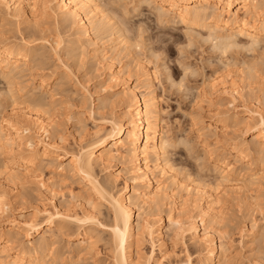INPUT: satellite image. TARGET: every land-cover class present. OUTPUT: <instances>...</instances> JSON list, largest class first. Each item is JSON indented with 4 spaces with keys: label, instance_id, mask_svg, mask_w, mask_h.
Returning <instances> with one entry per match:
<instances>
[{
    "label": "bare ground",
    "instance_id": "1",
    "mask_svg": "<svg viewBox=\"0 0 264 264\" xmlns=\"http://www.w3.org/2000/svg\"><path fill=\"white\" fill-rule=\"evenodd\" d=\"M137 3V6L146 5L152 11L155 17L152 22L161 30L166 24L172 27L182 24L190 40L201 38V42L205 43L212 33L234 40L236 47L230 48L227 54L217 51L225 66L231 65L233 61L228 57L229 52L234 50L232 53H235L241 49L254 52L264 42V0H137ZM108 4L105 0H0V20L15 24L19 32L18 37L8 38L0 28V109H9L12 112L11 117L9 115L8 118H0V217H6L8 221L6 227L0 229V264H86L90 260H95V264H102V259H99L101 243L110 264H149L154 259L156 246L161 249L167 244V239L176 242L179 238H188L193 246L200 249L194 264H237L228 248L227 237L231 233L227 228L229 225L221 223V214L217 211L211 194L216 186L201 184L200 180L198 182L192 178L190 188L182 186V182L178 181L180 173L175 167L180 166L182 159L171 163L172 157L169 158L168 149L175 147L177 142H173L165 131L166 122H163L165 119H162V110L153 87L154 72L147 71L140 64L142 60L139 63L137 57L134 58L137 46L142 48V45L130 42L134 32L131 31L132 27L131 30L128 27L131 24L128 25L125 17L123 18V12L120 16ZM150 22L146 25L143 22L146 26L143 32L157 29ZM140 23L142 24L141 21ZM142 25L140 27L139 24L140 31ZM60 28L69 31L67 46L62 49L61 41L54 42L55 47L49 44L59 59L62 52L67 58L76 59L93 46L89 53L97 60V65L108 60L105 67L109 83H116L114 87L121 85L120 91L113 90L112 86L109 95L98 97L96 103L84 96L81 99L83 104L88 101L90 104L87 103L89 106L85 107V112L94 116L115 106L124 110L122 116L112 114L108 118L102 117L103 124L96 125L91 131L86 130L85 123L78 116H68L73 128L82 134V141H78L77 149L70 151L66 167L60 163L66 159V149L61 147L65 143L64 124L59 116L58 119L53 116L58 110V100L55 98L57 95L49 87L46 78L37 74L36 69L46 58L41 50L47 48V44L45 46L43 43H35L40 39L45 42L47 37L52 38L50 33H60ZM25 33H28L27 37ZM163 33L161 34L164 38L173 40L174 34ZM32 35L40 38L34 43L31 39L36 36L33 38ZM154 37L157 39L158 34ZM49 39L47 42H50ZM104 39L112 44L119 40V47L127 52L129 59L134 60L136 71L139 69L142 72L133 85L129 84L130 77L126 76L123 67L115 68L113 55L106 57L109 53L117 55L121 51L117 50L118 45L107 46L100 51L99 42ZM158 39L161 40V37ZM163 40L165 43L170 42L168 39ZM141 41L144 42L143 39ZM190 43L188 45H192V40ZM251 75L249 74V79H252ZM37 76L40 77L38 83L30 85L28 81H34ZM212 111L207 117L196 111L191 112L190 128L192 126L195 129V139L203 144L205 153L216 162L215 167L208 170L215 175L216 185H234L230 175L236 172L237 162L247 166L246 168L257 163L259 167L264 166V129L256 132L252 140L246 143L241 134L231 131L240 125L236 114ZM253 114L254 111L248 110L247 115L250 118L254 117ZM262 117L264 116L259 114V119L257 118L261 125ZM212 140L215 144L226 142L230 152L227 155H216ZM189 142L188 138H181L177 145L187 146ZM187 147L189 154L196 155L192 153L191 146ZM55 151L58 154L51 157L49 154ZM52 159L60 163L54 168L61 172L59 175L55 172L58 176L62 175L66 179L68 176L70 179L77 177L85 183L86 189H79L76 193L71 191L72 196L79 202V213H69L70 210L66 212L67 208L61 211L54 207L51 212L36 209L30 217L23 214L14 217L11 213L12 205L18 203V200L25 201L30 198L18 194L19 187L35 182L42 189L47 188L48 183L53 191L67 189V181L53 178L47 181L42 177V169L48 167L46 162ZM198 159L197 156V161L203 160ZM114 163L123 166L122 171L126 174L125 178L122 177L124 179L121 187L116 185L120 173L115 175L106 172L110 171ZM156 172L166 178L168 186H181V190L189 196L195 192L199 196L198 200L203 202L189 200L181 195L178 204L175 190L164 186L160 181L157 182V177H154ZM198 175L197 179L200 178V174ZM259 176L251 175L253 183L261 182L263 177ZM187 178H191V175ZM153 181L157 182L156 185ZM238 185L235 186L240 189ZM167 188L172 190L168 192ZM53 191L50 192L53 194ZM189 203L194 206L196 217L200 218L199 223L188 217L184 210ZM164 213L165 222L162 217ZM66 235L69 240L67 247H64L58 238ZM20 237L25 239L23 243L19 240ZM260 238L258 220L253 218L249 229L243 235L242 248L252 255L253 245ZM145 241L152 245L149 255L142 253L141 247ZM69 243L73 246H69ZM189 256L183 259L176 257L173 264H193L192 257Z\"/></svg>",
    "mask_w": 264,
    "mask_h": 264
},
{
    "label": "rangeland",
    "instance_id": "2",
    "mask_svg": "<svg viewBox=\"0 0 264 264\" xmlns=\"http://www.w3.org/2000/svg\"><path fill=\"white\" fill-rule=\"evenodd\" d=\"M105 1L107 4L110 3L108 4L109 7L111 6L115 10H117L118 11L117 13H119L120 16L123 15V18L125 17V20H127L128 25L129 23L131 24L128 27L129 29L132 27L133 30L131 29L130 30L134 32L132 33L133 36L131 35L132 40L130 39L131 40L130 42L134 41L135 44L142 45V48H140L141 46H137L138 50L135 54L136 55L138 54V56L134 54V51L132 54H134V58L137 57L136 60H139L138 61L139 63L142 60L140 63L142 67L146 68L147 71L150 70L149 71L150 73L154 72L153 74L155 76H153L154 77L153 87L155 90V95L158 97L160 108L162 110V119L163 120L165 119L163 122H166L164 123L165 131L169 133L168 136L171 138L173 142L178 143V140H180L181 138L182 139L188 138L190 140L188 145L191 146L192 150L194 151V152L192 151V153L194 154L196 153V155L189 154L187 149L188 145L187 146L180 145L179 147L177 143L175 147L168 149V154L170 152L169 158L172 157L171 163H174V160L177 161L179 159H182L180 166L176 165L175 167L176 170L178 169L179 171L178 170L177 171L180 173L178 177L179 183L182 182L181 185L184 187L185 186L190 187L192 186L190 184H191V179L193 178L192 180L195 179L198 180V182L200 180L201 184H205V185L210 184L212 186H216L215 189L211 191V194L216 202L215 205L217 207L216 209L221 214L219 216L221 218L220 220L221 223L222 224L225 223L227 224V226L229 225V227L227 228L230 230L229 232L231 233L227 237L228 238L227 242H228V248L234 259L233 260L234 263L253 264L255 262L258 264H264V180H263L264 166L259 167L257 163L256 165L250 168H246L247 166L244 167L243 164L237 162L235 164L236 172L233 175H230V180L232 179V182L234 181L233 182L234 185L231 183L229 185L223 184L220 187L217 186L216 185L217 183L215 181V175L212 173L210 174L208 172V170L215 167L216 162L214 159H212V157L209 154L205 153V150H203L205 149L203 144L195 139V129L192 128V126L190 128L191 121L189 118L191 112H195V111L201 113L205 117L210 116L211 114L210 111L212 110H213L212 112L219 111L224 113L227 112L231 114L232 113L236 114L238 118L237 121L240 123V125H238V127L235 128L236 130L232 128L231 131H235L234 132L235 134L236 133L239 135L241 134L240 136L242 137L243 140H245L246 143L252 140L253 135L256 132L260 131L261 129H264L261 127V124L258 120L259 114H262L264 116V42H262L260 44L261 46L259 45V48L257 47L254 52L249 51L247 49L246 51L241 49L239 50V52L235 51V53H232L234 52V50L229 52L228 53L229 56L228 55L227 56L231 58L233 61L231 65L225 66L224 63H222V58L219 52L217 53L214 52L212 50L211 44L206 42L202 43L203 40L201 38L200 40L199 38L191 39L192 45H188L191 40L186 35L187 30L184 27V25L176 24L172 27L171 25L166 24L165 26H162V28L163 27L165 28L161 30L160 28L154 26V22H152L155 20L152 11L149 10L146 5L142 7L137 6L136 5L138 4L137 0H108V1L105 0ZM151 13L153 15H151ZM140 21L142 22V24L144 22L145 25L151 21L150 24H153V28L156 27L158 30L157 29L155 31L149 30L150 32L146 30L148 32H143L145 31L144 27L146 26L144 24L142 25ZM138 23L140 24V27L142 25L141 28L142 31H140ZM0 28L3 30V32L6 34L8 38H12L19 34V32H17V27L15 26V24H9L6 21L2 22L0 20ZM63 29L64 28L61 29L62 31L58 29L60 33H58V31H53V33H50L51 34L50 37L52 38L49 39L47 37V41L49 39L50 42L47 41L43 42L44 40L42 41L41 39L39 41L38 39L40 38V36H36V35L34 36L32 35L33 38L36 36L34 39H31L32 37L30 36V39L34 40L33 41L34 43L36 42V40H38L39 42L37 41L35 43L38 45L43 43L46 46L47 44V48L46 47L43 48L44 52L43 50H41L42 53L46 54L45 60L44 59H43L44 61L42 60L44 64L41 61L42 63L39 64V66H37L38 68L36 69L38 71L37 74L38 75L40 74L39 75L40 77L43 76L44 78H46L45 80L49 84V87H52V91L57 95V97L55 98L58 100V105H57L58 108H56V110L57 109L58 110L53 113V116H55L56 119H58L59 116V120L61 119L64 124L63 126L64 135L63 133L62 135L63 138H65V143L64 145H61V147L65 148L67 151L65 150L64 152L66 154L65 155L66 159L60 163L64 167H66V164L68 163L67 159L70 155V151L73 148L77 149L78 141H82L80 139L82 134L78 132L75 128H73L72 122L68 121L67 119L68 116L70 115H75V117L78 116L85 123L86 130L91 131L92 129H94L96 125L103 124L101 120L102 117L108 118V116L110 117V115L112 114L122 116L124 110L122 107L115 106L111 110L108 109L104 113L101 112L102 114L100 113L99 115L95 114L94 116L93 115L91 116L87 112H85L87 110V108L85 107H88L90 104L89 101L87 102L89 104L88 106L87 103L83 104L82 100L84 96H86L88 99L90 98V101L96 103V99L98 97L104 98L105 96H108L109 93L112 91V88H114L113 90L120 91L121 85L117 84L118 86L117 88V86L115 87L113 86L116 85V83H109L107 69L105 67L106 64H108V60H106L105 62L103 61L101 65H97L96 63L97 60L95 58H92V55L89 53V50L93 49V46L92 48L86 49L87 51L81 53L80 57L76 59L67 58V56H65V54L62 52L60 56L61 59L60 60L59 56H57L56 52H54L55 50H53V48L51 50L49 44L51 43V45L54 46V42L61 41L62 45H60V47L62 49H64L67 46V41L69 39V31L67 29H65L66 31ZM134 29H136V31ZM53 30L56 29L53 28ZM163 32L165 33L170 32L174 34L173 40H169V37L164 38ZM137 33L139 34L137 35ZM156 33L158 34V38L161 37V40L158 38L155 39L156 37L154 36ZM26 34L28 33H25V36ZM139 36L141 38H139ZM58 38L61 40H59ZM137 38L140 41L137 40ZM141 39H143L144 42H142ZM163 39L164 40L168 39L170 42H166V43L162 42ZM104 40L101 43L99 42L98 47L100 48V51H102L101 49L107 46L108 47H113L114 45L115 46L118 45L117 47L120 46L118 42L119 40L116 41V44L115 43L112 44L107 39ZM158 40L160 43L158 42ZM132 44L134 43L132 42ZM145 47L147 48V52L143 51ZM140 49L142 50L140 51ZM117 50L118 51L121 50L119 52L121 55H118L119 54L118 52H117L118 56L116 54L109 53L108 55H106V57H110L111 55H113L112 58L115 59L113 61L115 68L123 67L124 68L123 71L127 74L126 76L128 78L130 77V80L128 79L129 84L133 85L137 80V76H140L142 72L139 71V69L137 70L138 72L136 71L133 62L134 60L129 59L130 56L127 55L126 51H122L121 47H119ZM234 59H236L235 61L238 62L239 64H237L234 61ZM42 64L43 66H41ZM68 67L70 68L69 70ZM225 67L228 69H226ZM249 74L254 75V78L253 75H251L253 80L249 79ZM39 76H37V78H35L36 80L34 79V81L32 82L28 81L30 85H36L40 79ZM1 86L2 85L0 84V87ZM87 91L89 92V94H87ZM233 98H235V100ZM233 100L234 102L232 103ZM61 106H65V108ZM207 108H209L208 109L209 111L207 110ZM248 110L254 111L255 113L253 114L254 117L250 118L247 115ZM4 111H5L4 109H0V118L1 117L8 118L9 115L11 117L12 112H10L9 109L8 110L6 109L5 112ZM248 117L250 119H248ZM87 139L88 138H86V140ZM212 144L213 146H215L214 150L216 152L215 153L216 155L223 153L227 155L230 152L228 144H226V142L224 141L215 144V141L212 140ZM57 154L58 153L55 151L49 155L51 157H54ZM234 154H232V156ZM197 156L199 157L198 160L202 158L204 161L203 160L197 161L196 160ZM232 159L235 160L234 158ZM47 162H46V166L48 167L42 169V173H41L43 174L42 177H44V179L47 181L51 178L55 180L60 179V181L63 182L67 181L66 184H68L69 187L68 185H66L67 189L66 188L65 189L63 188L64 190L54 189L53 191L49 183L46 185L47 188L42 189L35 182H32L33 184L28 183L25 184L23 187H19L17 193L29 196L30 198L25 201L18 200V203L16 202L15 204L12 205L11 213L14 215V217H19L21 214H23L26 217H30L34 215L36 209L38 210L46 209L47 211L51 212L53 211L54 207H57L61 211H65V209L67 208L66 212L70 210L69 213L72 212L79 213L80 211L78 207L79 202L78 200H75V198L72 196L71 191L74 190V193H76L75 191L78 192L80 191L79 189L82 190L86 189L85 183L81 180L79 181L77 177L70 179V177L68 176V178L66 179V177L62 175L58 176L59 174H61V172L55 171V169L57 164L60 163L59 162L57 163L54 159L47 160ZM122 168L123 166H121L119 163H114V165H112V168L109 169L110 171H106L108 173H113L115 175L117 173H120V179L116 183L117 187H121V185H123L122 183L123 179L126 177L125 176L126 174L124 173V171H122ZM199 169H201V171ZM55 172H57L58 175ZM104 174L106 175V173ZM198 174H200L201 179L199 177H198L199 179L196 178ZM252 174H256L258 176L260 175L259 177H263L262 178L263 181L260 180L261 182L255 181L253 183V181L251 180ZM154 175H156L154 177H157L156 178L157 182L160 181L161 183H164L163 184L164 186L171 187L168 186L169 184H167L168 182H166V178L163 177L160 173L156 172L154 173ZM187 175L188 176L191 175V178H187L188 177ZM122 177L124 178L122 179ZM157 182L153 181L154 185H156ZM237 182H239L238 183L239 185L237 184ZM130 183L131 182H129V184ZM235 185L240 186V189ZM180 187L181 186L171 187L173 190H175V194L178 195L177 203L180 202L179 196L181 195H185L186 196L185 198L189 200H197L198 202L199 201L203 202L201 200H198L199 196L196 195L195 192L193 193V195L189 196L186 195L185 191L181 190L183 188ZM167 189L169 190V188ZM172 189H170L168 192H170ZM51 190L53 191V194L52 192H50ZM185 208L184 210L187 212L188 217L189 216L190 218L192 217V219H194L199 223L200 218L196 217L197 213L194 209V206H192L189 203V205L187 204ZM165 209L166 206L164 207V210ZM104 211L106 212L105 209ZM162 217H164V222H165L166 220L165 213L162 215ZM253 218L258 220L259 233L261 234V238L258 240V242H256L253 245L252 255L251 254L249 255V253H247L246 250L242 248V240H243L242 238L245 232L249 229L251 219ZM207 219H209V216H207ZM6 220H7L6 217L4 218L0 217L1 230L2 228L6 227L8 222ZM228 229H226L225 231L227 232ZM104 235L107 236V234ZM106 236L105 238H107ZM165 239L167 238L165 237ZM179 239L176 242H170L169 239H167L166 240L167 244L165 245L166 247L165 246L162 247L163 249L162 248L160 249L159 247L156 246L155 247L156 249L154 248L155 250L154 259L150 261L149 264H173L175 262L176 257L183 259L185 257H188L189 255L190 258L192 257L191 260L194 264L198 258L197 253L199 254L200 249H198V247L196 248V246H193L191 242L188 240V238L185 239L181 238L180 240ZM19 240L22 243L25 241L23 237L22 238L20 237ZM58 240L60 241L61 245H65L64 247H67L68 244L67 240H69L67 235L59 237ZM69 246L72 247L73 246L72 243H69ZM99 246H101V248L99 247L100 250L99 252H101L99 255V259H102V264H110L109 263L110 261L109 260L107 261L106 259L105 256L106 253L105 251H103L104 249H102L103 243H101ZM71 247L70 249H72ZM141 248H142V253L144 252L146 255L147 254L149 255V253H151L152 251V245L146 241L143 242ZM66 250H68V248H66ZM174 254L176 255V257L174 256ZM83 263L85 264V262ZM95 263H96L95 260H90L86 264H95ZM61 264H67V263L61 262Z\"/></svg>",
    "mask_w": 264,
    "mask_h": 264
},
{
    "label": "clouds",
    "instance_id": "3",
    "mask_svg": "<svg viewBox=\"0 0 264 264\" xmlns=\"http://www.w3.org/2000/svg\"><path fill=\"white\" fill-rule=\"evenodd\" d=\"M206 43L211 44L212 46V50L214 52L217 51H223L226 52L228 51L230 48L234 49L236 47L235 41L232 39H228V38H224L219 36L216 33H212L210 35V37L208 38L207 41H205ZM144 52H147V48L145 47L143 49ZM155 55V54H154Z\"/></svg>",
    "mask_w": 264,
    "mask_h": 264
},
{
    "label": "snow or ice",
    "instance_id": "4",
    "mask_svg": "<svg viewBox=\"0 0 264 264\" xmlns=\"http://www.w3.org/2000/svg\"><path fill=\"white\" fill-rule=\"evenodd\" d=\"M225 54H227V51L225 52ZM181 86H182V84H181ZM261 120H262V125H261V127L264 128V117H262ZM29 227H31V225H29ZM116 231L119 232L118 229H117Z\"/></svg>",
    "mask_w": 264,
    "mask_h": 264
}]
</instances>
